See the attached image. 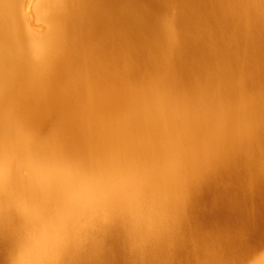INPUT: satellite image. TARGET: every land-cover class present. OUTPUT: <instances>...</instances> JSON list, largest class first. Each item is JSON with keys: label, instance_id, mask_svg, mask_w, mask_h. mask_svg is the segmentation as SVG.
<instances>
[{"label": "bare ground", "instance_id": "6f19581e", "mask_svg": "<svg viewBox=\"0 0 264 264\" xmlns=\"http://www.w3.org/2000/svg\"><path fill=\"white\" fill-rule=\"evenodd\" d=\"M8 111L154 208L72 264H264V0H0Z\"/></svg>", "mask_w": 264, "mask_h": 264}, {"label": "clouds", "instance_id": "9594fccd", "mask_svg": "<svg viewBox=\"0 0 264 264\" xmlns=\"http://www.w3.org/2000/svg\"><path fill=\"white\" fill-rule=\"evenodd\" d=\"M176 178L163 175L162 192ZM153 214L139 184L132 189L120 173L84 165L14 113L0 112V237L10 239L6 264H72L90 248H101L118 220L135 249L152 231Z\"/></svg>", "mask_w": 264, "mask_h": 264}]
</instances>
